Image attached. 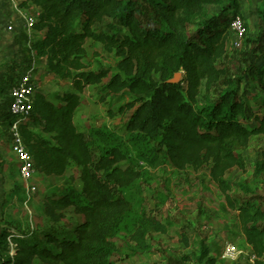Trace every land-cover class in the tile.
Wrapping results in <instances>:
<instances>
[{"label": "trees", "instance_id": "obj_1", "mask_svg": "<svg viewBox=\"0 0 264 264\" xmlns=\"http://www.w3.org/2000/svg\"><path fill=\"white\" fill-rule=\"evenodd\" d=\"M20 1L22 9L40 10L31 50L47 73L69 84L61 94L35 91L32 117L41 128L23 123L20 132L36 173L63 180L61 190L43 200L46 216L59 223L72 211L80 220L62 232L44 230L42 238L0 230V264H117L113 258L125 249L121 237L132 244L127 257L149 252L148 233L169 235L174 227L154 216L158 206L149 207L145 191L153 171L167 167L179 173L207 171L238 213L256 264H264V212L253 201L233 198L226 179L243 166L239 154L251 140L264 137V63L256 68L251 62L243 76L224 80L217 100L199 101L202 90L209 91L225 74L217 62L228 51L232 20L245 22L240 0H144L147 19L134 0ZM211 6H222L221 13L209 17ZM257 16L264 28V0ZM106 20L105 29L97 30ZM192 26L197 29L189 34ZM263 38L264 30L252 58L264 60ZM89 43L115 56V67L98 62L92 70ZM99 86L101 101L132 96L118 111L129 115L123 134L107 126L84 132L76 123L86 90ZM244 88L252 90L246 98ZM0 115L9 127L10 113ZM72 167L79 169L77 176L69 174ZM17 168L20 174L18 162ZM263 169L264 149L257 172ZM156 193L163 203L166 196ZM24 195L17 186L10 196ZM179 236L188 247L189 238ZM221 256L202 240L194 260L229 264Z\"/></svg>", "mask_w": 264, "mask_h": 264}, {"label": "rangeland", "instance_id": "obj_2", "mask_svg": "<svg viewBox=\"0 0 264 264\" xmlns=\"http://www.w3.org/2000/svg\"><path fill=\"white\" fill-rule=\"evenodd\" d=\"M134 1L138 2L139 7L144 11V18L147 19L148 8L144 0ZM261 2L262 0H240V14L247 27L246 38L237 47L236 35L230 30L228 51L217 62V67L222 69L225 74L221 81L213 85L209 91L205 88L202 90L199 98L201 103L204 97L213 101L217 100L225 89L224 80L243 76L244 72L251 68V62L255 64L256 68L263 65L264 60L260 57L261 55L259 58L251 56L255 42L264 30L257 16ZM30 8L32 10L28 11L22 8L21 10L35 15V8ZM221 10L222 6H211L208 16L217 15L221 13ZM109 22L110 20H106L105 23L97 26V30L105 29ZM4 27L0 26V29ZM196 29V26H192L187 31L189 34H193ZM9 32L11 33V31ZM116 32L120 33V30L117 29ZM261 41L264 44V38ZM87 52V63L92 70L96 68L98 62L106 68H114L118 61L115 56L104 53L91 43L87 47ZM6 66L7 64H0V70L4 67L7 68ZM39 66L38 69L32 71L28 67L21 69L24 73L30 71L36 91H42L45 94H61L69 89L67 82L58 80L46 72L45 64L41 63ZM8 68H10L8 71H14L12 65ZM16 73L20 74L18 71ZM20 76L17 78V76L0 72L1 112L8 113L9 92L21 78ZM4 77H6L5 80ZM101 87L86 90L82 104L76 111V123L84 132H88L91 128L107 126L123 134L129 115H121L118 111L123 104L132 101V96H124V100L120 102L118 97H110L106 101H101ZM243 91H246L245 98L252 92L251 88H244ZM30 123L34 130L39 131L41 128L36 116L31 118ZM263 149L264 137L253 138L248 147L239 154L243 166L229 171L226 179L232 189L231 196L233 198H236L239 203L253 201L254 205L264 212V169L257 172V164L262 159ZM78 172L79 169L72 167L69 174L77 176ZM153 174L152 185L145 187L146 195L149 198V207L158 206L154 216L163 222H171L174 226L173 230L169 235L150 231L148 233L149 252L139 253L133 257L126 256L129 252L127 248L132 244L121 237L118 243L125 249L113 258L117 264H197L194 256L199 253L202 240L207 242L213 255L218 257H220L222 247L226 242L236 245L246 255L249 253L251 249L243 236L238 213L229 208L222 191L210 180L207 171L179 173L167 167L153 171ZM33 184L37 188L36 193L27 195L26 184L18 173L17 159L12 150L10 128L5 126V120L0 115V230L7 229L18 235H38L39 238H42L44 230L56 229L58 232H62L73 226L75 221L80 220L72 211H67L65 218L59 223H55L51 222L44 213L43 200L48 194L61 190L63 185L61 178L48 177L37 172ZM17 186H21L25 195L17 198L11 197V193ZM157 191L166 196L163 203L159 202ZM260 224L264 225V220ZM180 234H185L189 238L190 245L188 247L184 245ZM246 258H241L237 264H248ZM224 262L229 263L228 261Z\"/></svg>", "mask_w": 264, "mask_h": 264}, {"label": "built area", "instance_id": "obj_3", "mask_svg": "<svg viewBox=\"0 0 264 264\" xmlns=\"http://www.w3.org/2000/svg\"><path fill=\"white\" fill-rule=\"evenodd\" d=\"M38 15L27 17V28L32 30ZM13 26H8V31H12ZM231 30L235 33L239 47L247 33L243 20L237 17L231 22ZM35 85L33 83L30 71L22 75V77L10 89V107L9 113L12 117L10 128L12 139V150L19 164V172L23 182L26 184L27 195L36 193L37 188L33 184L36 174L35 163L29 154L24 139L20 132V126L23 123H29L33 115V103L35 94ZM222 259L228 261L229 264H237L241 258H246L248 264H256L258 258L252 250L246 255L236 245L226 242L222 247Z\"/></svg>", "mask_w": 264, "mask_h": 264}, {"label": "crops", "instance_id": "obj_4", "mask_svg": "<svg viewBox=\"0 0 264 264\" xmlns=\"http://www.w3.org/2000/svg\"><path fill=\"white\" fill-rule=\"evenodd\" d=\"M20 4V0H0V26H5L0 29V64H7V68L4 67L0 72L6 75L17 76V78L19 75L22 77L25 74L21 70L23 67H28L32 71L38 69L40 67L39 64H45L31 50V43L36 37H34L33 31L27 28L26 24L27 17L31 16V14L26 13L24 10L29 11L32 8L21 10L19 8ZM30 6L34 7L32 5ZM34 8L36 15H39L40 10L36 7ZM10 25L13 26L11 33L8 31V26ZM11 65L14 70L12 72L8 71L11 68L8 67ZM17 71L20 74L17 75ZM5 78L3 79L5 80ZM7 112H9V107Z\"/></svg>", "mask_w": 264, "mask_h": 264}, {"label": "water", "instance_id": "obj_5", "mask_svg": "<svg viewBox=\"0 0 264 264\" xmlns=\"http://www.w3.org/2000/svg\"><path fill=\"white\" fill-rule=\"evenodd\" d=\"M180 75H177V78H179Z\"/></svg>", "mask_w": 264, "mask_h": 264}]
</instances>
